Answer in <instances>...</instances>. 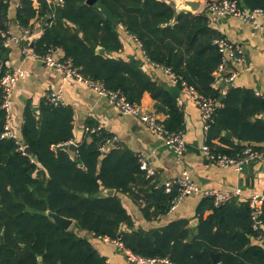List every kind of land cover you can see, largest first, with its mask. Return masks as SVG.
Here are the masks:
<instances>
[{"label": "trees", "instance_id": "trees-1", "mask_svg": "<svg viewBox=\"0 0 264 264\" xmlns=\"http://www.w3.org/2000/svg\"><path fill=\"white\" fill-rule=\"evenodd\" d=\"M13 2L0 0V77L8 56L1 32H7ZM37 3V7L33 0L15 4V20L22 28L32 32V19L43 23L41 33L29 42L35 52L60 48L62 57L69 58L84 77L119 89L132 103L138 104L143 92H149L156 110L167 115L162 121L165 128L184 132L183 110L169 90L149 76L139 60L119 55L125 32L139 43L149 62L171 71L177 87L185 83L219 102L206 136L212 152L233 156L246 145L264 152L258 145L264 141V96L235 85L221 94L214 86L213 72L222 62L216 40L225 37L210 25L205 8L196 14L177 13L167 0ZM238 5L264 11V0H240ZM1 101L0 88V105ZM73 118L69 105L44 98L35 111L28 104L19 139L30 148L29 156L14 139L1 135L5 115L0 106V264H109L91 237L119 238L135 255L162 257L172 264H213L203 247L221 251L219 264H264V243L259 238L264 236V201L257 229L252 227L255 217L248 198L239 205L228 199L216 206L211 197L202 198L198 209L211 208L213 215L201 220L190 238L189 229L180 230L184 222L156 231L133 229L118 193L145 203L144 211L155 207L154 213L167 211L177 191L154 187L153 176L140 169L138 157L114 145L113 136L96 124H86L99 129L91 134L85 130L91 141L80 143L72 155L64 145L72 140ZM217 136L228 147L214 145ZM233 138L247 143L236 144ZM106 188L115 193L103 195ZM46 210L72 219L73 225L64 229L47 217ZM214 226L221 230L213 232Z\"/></svg>", "mask_w": 264, "mask_h": 264}, {"label": "crops", "instance_id": "crops-1", "mask_svg": "<svg viewBox=\"0 0 264 264\" xmlns=\"http://www.w3.org/2000/svg\"><path fill=\"white\" fill-rule=\"evenodd\" d=\"M16 2L17 0L12 3L9 10L7 32L11 36H17L19 41L10 42L7 45L8 56L5 65L9 68L20 67L25 70V76L16 82L11 96L14 114L13 129L18 136L24 124L26 106L30 104L34 109L37 107L35 111H38L44 94L47 91L61 88L63 104L69 105L74 115L71 141H74L76 146L82 142L91 141L92 137L85 132V128L88 127L86 124H96L113 136L114 145L128 149L137 157L142 156L148 165L155 167L157 173L151 178L154 187H161L165 180L177 177L183 170H187L192 181L200 189H215L228 193V199H231L232 204L235 205H239L242 200L252 194L264 192V162H255L252 167H245L243 171L236 172L232 167H221L214 164L203 155L201 149L206 145L207 130L204 129L197 103L182 88L174 84L171 75L163 67L149 62L142 55L139 43L125 33L121 26L124 32L122 33L124 48L119 55L139 60L140 67L149 76L163 84L183 110L186 150L181 157L176 156L158 135L150 132L146 124L135 116L121 112L106 97L99 96L86 85L74 80L62 84L58 69L46 65L44 61L24 56L21 47L26 37L22 31L24 28L15 20ZM33 3L35 7L38 6L37 0H33ZM209 18L210 25L218 30L226 40L238 45L244 54L243 61L234 63L228 60L222 72L218 75L213 72L214 86L221 94L225 93L229 86L235 85L252 89L256 95L264 96V16L259 17L260 28L235 16L215 18L209 15ZM30 23L33 26L30 34L32 41L41 33L43 23L40 24L37 19H32ZM53 55L62 57V50L55 48ZM231 70H236L237 75L232 81H226L225 77ZM138 103L143 109L155 111L161 121L166 119L165 112L156 110L155 101L149 92H143ZM224 134L225 132H222L221 135ZM232 141L242 145L247 143L236 138ZM212 143L219 147H228L219 136L213 138ZM258 145L264 146V141ZM110 147L109 140L106 148ZM237 190L240 192L237 193ZM118 196L132 218V228H141L146 232L162 230L168 226H178L180 222H184V227L182 226L180 230L189 229L188 238H190L197 233L201 220L213 215L211 208L204 207L201 211L198 209L201 199L205 198L200 195L183 197L175 207H172L171 203L167 211H155L154 213L155 207L152 206L149 210L146 208V212L142 209L146 206L145 203L133 200L130 195L118 193ZM150 201L157 203L154 199ZM212 201L216 206L222 204L215 202L213 198ZM211 230L218 233L221 229L214 226ZM90 239L100 254L106 257L109 264H127L125 256L112 242L102 238L91 237Z\"/></svg>", "mask_w": 264, "mask_h": 264}, {"label": "built area", "instance_id": "built-area-1", "mask_svg": "<svg viewBox=\"0 0 264 264\" xmlns=\"http://www.w3.org/2000/svg\"><path fill=\"white\" fill-rule=\"evenodd\" d=\"M51 0H48L50 2ZM60 4H63V0H56ZM205 8L210 15L217 17L235 16L244 21L252 23L255 27H261L259 23V17L264 16V11L260 8L245 9L238 5V0H209L205 1L202 9ZM201 9V10H202ZM25 34V43L21 47V52L24 56L33 58L35 60H41L46 65L56 68L60 71L61 83L64 84L67 81H76L86 85L90 90L99 96L106 97L117 109L125 114H129L137 117L142 123L146 124L150 132L158 135L162 142L169 147L172 152L181 157L186 150V141L184 132L168 131L162 121L158 118L155 111H149L143 109L139 103H132L127 100L126 95L119 89H110L105 87L100 81L91 78L84 77L77 69L72 65L69 58L55 57L52 51L46 54H40L35 52L29 42L31 41V32L27 29H22ZM4 39V44L9 45L10 42L19 41L17 36H11L8 32H1ZM216 43L219 45L220 52L222 53V62L214 70V74L218 75L223 71L225 64L228 60L235 62H241L244 60V54L242 49L229 42L226 39H218ZM165 71L173 77V74L168 68H164ZM237 75L236 70L229 71L228 76L225 77L226 81H232ZM25 76V70L20 67L9 68L7 67L0 77V88L2 92L1 108L5 115V121L3 124L2 136L14 139L20 150L24 153V145L20 143L19 136L13 129V111H12V92L16 82ZM182 90L197 103L201 118L203 120L204 129L207 130L209 122L212 118V114L216 108L217 102L212 98H207L199 94L193 87L183 83ZM45 100L55 104H63V92L59 88L57 90H50L44 94ZM99 127H86L85 130L91 133L97 132ZM71 142V141H69ZM68 142V143H69ZM103 150V147L101 148ZM203 155L210 159L214 164L221 167H232L236 172L244 170L249 162H264V152L254 148L252 145H246L240 153H236L233 156L214 153L211 149L205 145L201 149ZM139 167L147 176H155L157 173L155 167L147 164V162L138 155ZM165 192L171 193L173 190L177 191V194L172 199V207H175L183 197L191 195H200L202 197H211L215 202L223 203L229 197L228 193H223L215 189H200L196 183H194L187 170H183L179 176L170 178L164 181L161 186ZM237 193L240 191L237 190ZM249 205L251 207V213L255 217L252 227L257 229L261 226V221L257 218L261 212V207L264 201V192L252 194L248 197ZM103 240L110 241L118 247L121 253L125 256L127 264H172L166 258L162 257H142L133 254L128 250L120 239H109L108 237H100ZM262 242L264 243V236L260 235Z\"/></svg>", "mask_w": 264, "mask_h": 264}, {"label": "water", "instance_id": "water-1", "mask_svg": "<svg viewBox=\"0 0 264 264\" xmlns=\"http://www.w3.org/2000/svg\"><path fill=\"white\" fill-rule=\"evenodd\" d=\"M97 0H85V3L88 5H92L93 3H95ZM169 2H171L174 5V8L176 10L177 13L181 12V11H188L191 12L193 14H196L198 12L201 11L205 0H167ZM240 1V0H238ZM32 45V44H31ZM217 105H219V102H217ZM37 107H35L36 109ZM76 143L74 141H71L67 144L64 145V148L67 149L70 153H72L73 155L75 154L76 151ZM23 151L25 154L32 156V152L30 150V148L26 145L23 148ZM33 159L35 160L36 158L33 157ZM255 164V161L249 162L246 167L250 168ZM115 192V189L113 188H106L102 191L103 195H113ZM45 214L47 215V217H49L53 222L57 223L58 225H60L61 227H63L64 229H69V227L72 225L73 220L67 217H64L62 215L57 214L56 212L50 211V210H46ZM203 250L205 252H207V254L209 255L210 260L212 261L213 264H218L220 262V253L219 252H215L212 251L206 247L203 248ZM38 259L40 260L41 258L38 257Z\"/></svg>", "mask_w": 264, "mask_h": 264}, {"label": "rangeland", "instance_id": "rangeland-1", "mask_svg": "<svg viewBox=\"0 0 264 264\" xmlns=\"http://www.w3.org/2000/svg\"><path fill=\"white\" fill-rule=\"evenodd\" d=\"M125 260H126V258H125ZM126 262H127V260H126Z\"/></svg>", "mask_w": 264, "mask_h": 264}]
</instances>
